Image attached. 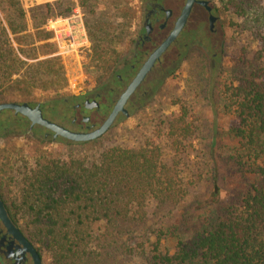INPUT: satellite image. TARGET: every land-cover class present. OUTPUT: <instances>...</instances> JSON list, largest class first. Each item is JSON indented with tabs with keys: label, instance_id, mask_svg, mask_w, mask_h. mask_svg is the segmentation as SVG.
<instances>
[{
	"label": "trees",
	"instance_id": "trees-1",
	"mask_svg": "<svg viewBox=\"0 0 264 264\" xmlns=\"http://www.w3.org/2000/svg\"><path fill=\"white\" fill-rule=\"evenodd\" d=\"M68 2L0 0V80L11 81L28 66L23 78L13 81L20 89L65 85L55 59L27 65L20 56L37 60L40 54L21 48L29 20L46 41L50 34L43 26L70 14L71 6L61 11ZM85 3L79 6L86 8ZM220 6L241 20L233 25L235 32L255 44L232 60V76L221 93L233 117L227 133L234 146L223 148L219 162L242 186L227 204L215 190L198 220L170 225L186 191L177 167L164 160L163 143L178 150L192 136L183 116L139 147H107L91 159L38 160L21 174L10 212L51 264H264V0H220ZM124 15L132 19L130 10ZM87 32L94 41V29ZM50 47L44 46L46 53Z\"/></svg>",
	"mask_w": 264,
	"mask_h": 264
},
{
	"label": "rangeland",
	"instance_id": "rangeland-1",
	"mask_svg": "<svg viewBox=\"0 0 264 264\" xmlns=\"http://www.w3.org/2000/svg\"><path fill=\"white\" fill-rule=\"evenodd\" d=\"M68 4L61 5V11H66L69 6L72 10L67 16L58 15L47 20L43 26L45 33L50 34L43 41L29 20L30 30L25 35L24 50H36L40 54L37 60H27L20 56L27 65L37 61L55 59L61 66L65 85L55 88L29 86L20 89V84L13 81L21 80L27 67L21 69L18 75L11 77V81L0 80V103L6 101H40L46 108L54 107L49 118L58 121L65 112V98L78 96L83 92L96 89L90 95L105 93L103 85L108 80V71L116 62L119 52L125 47V39L133 34L136 22L128 20L125 13L139 9V0H68ZM219 9L225 24L224 60L216 76L205 73L201 68H194L190 62L187 67L176 69L164 81L155 80V75L149 77L144 90L148 95L142 99L139 107L129 111V118L120 116L113 127L95 144H80L58 140L56 142L32 141L24 136L21 139L7 140L4 148L0 149V178L4 182V195L8 204L15 198L21 174L25 170L33 169L38 160L58 159L68 157H97L100 151L107 147L120 146L139 147L141 144L155 137L160 127L168 124L174 118L183 116L185 122L192 130V136L178 148L173 150L163 143V157L166 163L177 167L183 182L186 196L181 205L173 211L169 219L170 225L192 223L198 220L199 215L212 203V196L217 192L221 203L227 204L235 190L243 184L238 177L220 164V154L223 148L234 146L227 130L233 123V117L227 114L222 101L223 85L232 76V60L239 56L243 49L255 48L249 45L246 37L235 32L233 25L241 20L225 13L221 6ZM86 2V8H81L79 3ZM84 5V4H83ZM67 9V10H68ZM58 12V10L56 11ZM78 17L84 27L87 43L74 47H67L68 43L59 47L54 39V32L47 28L51 20L56 22V27L64 24V20H73ZM124 26V27H123ZM88 27L94 29L90 39ZM96 27V29H95ZM62 40L63 36H61ZM13 40V39H12ZM35 40V41H34ZM30 41H33L31 43ZM50 47L49 52L44 46ZM17 53L18 47L13 44ZM18 54V53H17ZM105 101L108 108L87 111L78 116L92 119L98 127L109 114L118 94H109ZM102 100V99H101ZM70 103H72L69 100ZM68 102V103H69ZM102 102V101H101ZM105 105V106H106ZM165 145V146H164ZM154 206L147 205V212L151 222ZM46 264H51L48 254L42 252Z\"/></svg>",
	"mask_w": 264,
	"mask_h": 264
},
{
	"label": "flooded vegetation",
	"instance_id": "flooded-vegetation-1",
	"mask_svg": "<svg viewBox=\"0 0 264 264\" xmlns=\"http://www.w3.org/2000/svg\"><path fill=\"white\" fill-rule=\"evenodd\" d=\"M218 2V0H194L186 21L176 38L155 61L143 82L128 99L125 105L127 112L137 106L139 107L142 99L148 95L144 86L153 74L156 82L164 81L176 69H181L183 66L187 67L190 62L194 63V68H201L207 74L212 76L218 74L224 60L223 48L226 35ZM139 3V9L132 11L131 17L132 21L136 22L137 27L135 32L130 34L128 39H125V47L121 49L116 62L108 71V80L103 85V89H106L105 93L96 92L93 97H90L96 89L83 92L76 96L75 101L70 100L72 103L69 102L68 98H65V112L58 121L49 118L54 107L46 108L40 101L11 100L2 103H13L19 106L26 104L31 109L39 107L43 119L71 132L87 133L98 128L100 125L95 127L92 119L88 116H81L80 124H78V116L87 111L101 109V103H104V108H108L105 101L109 94L116 93L118 98L120 97L143 64L170 37L182 15L187 0H139ZM93 102H96V108L88 110L84 107L86 103L92 104ZM120 116L122 115H119L118 118ZM24 136L38 142L47 140L52 143L58 140L69 142L61 137L54 139L51 132L39 125L31 127V122L14 110L0 112V149L4 148V143L7 140L21 139ZM0 202L10 224L18 231L22 239L35 250L41 264H46L41 251L15 222L10 212V204L4 195V182L1 178ZM0 264H33L31 255L23 251V245L9 232L1 218Z\"/></svg>",
	"mask_w": 264,
	"mask_h": 264
},
{
	"label": "water",
	"instance_id": "water-1",
	"mask_svg": "<svg viewBox=\"0 0 264 264\" xmlns=\"http://www.w3.org/2000/svg\"><path fill=\"white\" fill-rule=\"evenodd\" d=\"M193 2L194 0H187L182 15L179 18L176 27L174 31L171 33L170 37L143 64V66L138 71L136 76L132 79V81L126 87L124 92L120 95L115 105L113 106L111 112L108 114L105 120L100 124V126L94 129L93 131L87 133L71 132L61 126H58L53 122L43 119L39 107H36L35 109H31L26 104L19 106L13 103H2L0 104V112L4 110H14L16 113H20L21 115L25 116L31 122V127L34 125H39L45 128L46 130H48L49 132H51L53 134L54 139H56L57 137H61L72 143H88L101 138L113 127L119 115L124 116V118L126 119L129 118V114L125 109V105L128 99L134 94V92L143 82L146 75L150 72L151 68L153 67L155 61L176 38L177 34L179 33L180 29L183 27L186 21V18L191 10ZM84 107L88 110H92L94 107L95 108L97 107V104L96 102H93L92 104L86 103ZM0 218L7 226L9 232L12 233L23 245V251L28 252L31 255L33 264H41L40 258L36 254L35 250L22 239L18 231L10 224V222L6 218L1 202H0Z\"/></svg>",
	"mask_w": 264,
	"mask_h": 264
},
{
	"label": "built area",
	"instance_id": "built-area-1",
	"mask_svg": "<svg viewBox=\"0 0 264 264\" xmlns=\"http://www.w3.org/2000/svg\"><path fill=\"white\" fill-rule=\"evenodd\" d=\"M60 20L56 22L49 21L47 23V28L54 32V39L53 41L61 47L65 41L68 43L67 47H74V46H82L87 43V37L82 25L81 20L78 17H74L73 20H64V24L61 26L56 27V24L59 23ZM63 36V39L61 38Z\"/></svg>",
	"mask_w": 264,
	"mask_h": 264
}]
</instances>
